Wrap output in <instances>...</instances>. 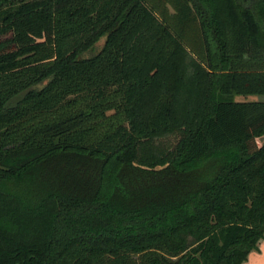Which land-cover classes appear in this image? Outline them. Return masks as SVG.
Wrapping results in <instances>:
<instances>
[{
    "label": "trees",
    "instance_id": "obj_1",
    "mask_svg": "<svg viewBox=\"0 0 264 264\" xmlns=\"http://www.w3.org/2000/svg\"><path fill=\"white\" fill-rule=\"evenodd\" d=\"M261 93L264 0H0V264H241Z\"/></svg>",
    "mask_w": 264,
    "mask_h": 264
},
{
    "label": "crops",
    "instance_id": "obj_2",
    "mask_svg": "<svg viewBox=\"0 0 264 264\" xmlns=\"http://www.w3.org/2000/svg\"><path fill=\"white\" fill-rule=\"evenodd\" d=\"M241 264H264V239L257 242L256 249L250 251Z\"/></svg>",
    "mask_w": 264,
    "mask_h": 264
},
{
    "label": "rangeland",
    "instance_id": "obj_3",
    "mask_svg": "<svg viewBox=\"0 0 264 264\" xmlns=\"http://www.w3.org/2000/svg\"><path fill=\"white\" fill-rule=\"evenodd\" d=\"M102 38L99 39V43ZM230 99L237 102L264 101V93L261 94H231ZM263 137L258 138L260 143Z\"/></svg>",
    "mask_w": 264,
    "mask_h": 264
}]
</instances>
